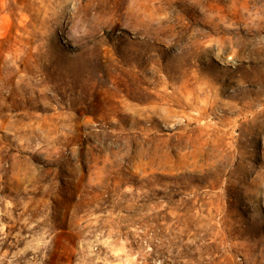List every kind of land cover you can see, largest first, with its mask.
<instances>
[{
  "label": "rangeland",
  "instance_id": "374dc122",
  "mask_svg": "<svg viewBox=\"0 0 264 264\" xmlns=\"http://www.w3.org/2000/svg\"><path fill=\"white\" fill-rule=\"evenodd\" d=\"M0 264H264V0H0Z\"/></svg>",
  "mask_w": 264,
  "mask_h": 264
}]
</instances>
